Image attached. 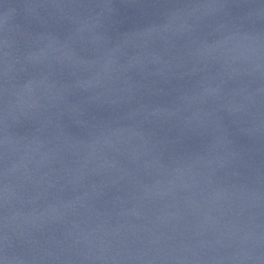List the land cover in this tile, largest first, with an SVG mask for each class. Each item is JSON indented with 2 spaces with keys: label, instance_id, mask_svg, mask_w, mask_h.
Segmentation results:
<instances>
[{
  "label": "water",
  "instance_id": "water-1",
  "mask_svg": "<svg viewBox=\"0 0 264 264\" xmlns=\"http://www.w3.org/2000/svg\"><path fill=\"white\" fill-rule=\"evenodd\" d=\"M0 264H264V0H0Z\"/></svg>",
  "mask_w": 264,
  "mask_h": 264
}]
</instances>
